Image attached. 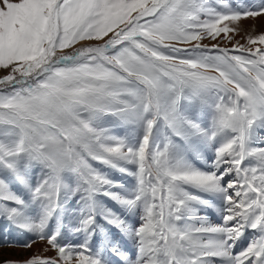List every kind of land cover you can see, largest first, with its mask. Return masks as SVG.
<instances>
[{"label":"snow or ice","instance_id":"6c2138e0","mask_svg":"<svg viewBox=\"0 0 264 264\" xmlns=\"http://www.w3.org/2000/svg\"><path fill=\"white\" fill-rule=\"evenodd\" d=\"M262 18L0 0L2 264H264Z\"/></svg>","mask_w":264,"mask_h":264},{"label":"rangeland","instance_id":"374dc122","mask_svg":"<svg viewBox=\"0 0 264 264\" xmlns=\"http://www.w3.org/2000/svg\"><path fill=\"white\" fill-rule=\"evenodd\" d=\"M255 25V30L257 32L264 30V18L258 19L256 21H245L244 22V28L249 29ZM239 39V37H237ZM205 43H208V41H205ZM215 218V217H213ZM44 248V244L42 242H37L33 245L31 250H25L23 248L19 247H2L0 248V264H2V261L5 259H15V260H23L27 257L31 256L35 252H40ZM52 253H48V255H51Z\"/></svg>","mask_w":264,"mask_h":264}]
</instances>
